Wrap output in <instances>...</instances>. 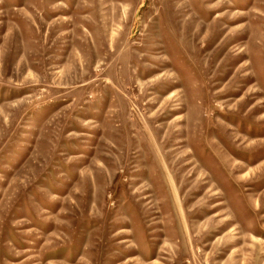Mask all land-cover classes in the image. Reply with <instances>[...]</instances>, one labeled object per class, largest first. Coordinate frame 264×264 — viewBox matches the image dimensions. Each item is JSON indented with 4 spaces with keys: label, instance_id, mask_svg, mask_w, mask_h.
Masks as SVG:
<instances>
[{
    "label": "rangeland",
    "instance_id": "374dc122",
    "mask_svg": "<svg viewBox=\"0 0 264 264\" xmlns=\"http://www.w3.org/2000/svg\"><path fill=\"white\" fill-rule=\"evenodd\" d=\"M0 264H264V0H0Z\"/></svg>",
    "mask_w": 264,
    "mask_h": 264
}]
</instances>
